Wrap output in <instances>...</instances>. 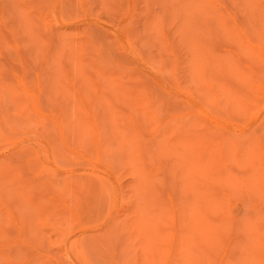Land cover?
I'll list each match as a JSON object with an SVG mask.
<instances>
[{
  "label": "rangeland",
  "instance_id": "rangeland-1",
  "mask_svg": "<svg viewBox=\"0 0 264 264\" xmlns=\"http://www.w3.org/2000/svg\"><path fill=\"white\" fill-rule=\"evenodd\" d=\"M0 264H264V0H0Z\"/></svg>",
  "mask_w": 264,
  "mask_h": 264
}]
</instances>
